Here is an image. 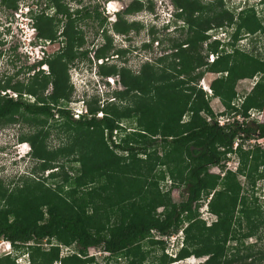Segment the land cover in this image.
<instances>
[{
	"label": "trees",
	"instance_id": "trees-1",
	"mask_svg": "<svg viewBox=\"0 0 264 264\" xmlns=\"http://www.w3.org/2000/svg\"><path fill=\"white\" fill-rule=\"evenodd\" d=\"M17 1L2 0V5L16 9ZM73 1L75 8L82 3ZM170 1L179 10L176 18L182 26L178 30L187 29L185 37L172 44L169 65L159 67L168 57L160 56L144 63L137 73L109 65L112 38L106 27L99 30L107 24V16H101L97 4L71 10L64 0H47L41 11L34 15L30 11L37 40L59 42L62 37L63 47L44 62L47 72L31 66L33 74L26 82L16 80L19 70L0 80V127L19 120L40 126L21 141L30 145L38 170L48 171L46 177H35L34 166L23 184L12 189L0 180V240L10 242L15 251L25 249L28 264H86L92 261L87 251L93 248L127 258L126 264H146L143 243L160 246L163 252L164 241L179 232L183 242L181 246L176 242L175 256L162 253L157 264L190 256L206 257L199 264H241L228 258L230 250L235 253L241 246L244 258L252 261L242 264H264V251L244 246L257 236L263 212L256 200L242 194L238 180L244 176L252 188L264 176V145L244 149L245 142L264 138V123L247 121L250 110L264 108V47L255 55L254 49L247 52L237 47L243 35L251 43L264 35V17L256 3L248 4L252 0L239 10L225 8L224 0ZM143 8L142 2L132 1L124 12L115 14L117 21L110 29L124 36L138 33L140 26L128 24L124 16ZM50 9L52 15L45 12ZM145 9L151 11V4ZM88 20L94 24L90 29L101 33L102 44L95 53L103 62L98 74L118 76L124 89L116 91V102L106 106L92 98L87 102L89 115L74 119L66 107L73 92L68 67L76 61L92 62L90 50L80 51L86 42L81 23L87 26ZM223 28L231 29L226 43L209 42L203 56L208 32ZM149 33L154 35L153 27ZM125 53L119 50L116 55ZM208 54L216 56L213 63L206 61ZM204 72L217 75L210 87L223 106L222 115H233V121L223 127L195 86ZM253 78L257 80L252 88L239 97L237 84ZM7 90L17 97L1 96ZM99 112L101 119L96 117ZM237 115L243 118L241 123ZM55 116L57 126L48 128L47 120ZM123 122L128 124L122 127ZM52 129L63 139L49 150L45 141ZM116 130L117 143L112 140ZM230 155L237 159L236 172L224 170ZM68 164L78 165L72 175L65 170ZM213 166L223 176L211 173ZM166 180L170 185L163 191L160 183ZM176 185L183 186L185 193L179 203L170 197V187ZM206 200L213 216L210 223L200 214ZM44 240L48 248L42 246ZM53 240L59 245L51 244ZM62 246L71 248L70 253L62 255ZM0 264H16L15 258L0 257Z\"/></svg>",
	"mask_w": 264,
	"mask_h": 264
},
{
	"label": "rangeland",
	"instance_id": "rangeland-1",
	"mask_svg": "<svg viewBox=\"0 0 264 264\" xmlns=\"http://www.w3.org/2000/svg\"><path fill=\"white\" fill-rule=\"evenodd\" d=\"M47 0H28L26 3H28V6L33 7L32 15H34L37 11H41L44 8V3ZM82 2V6H94L95 4L98 5L99 10L103 9V7L111 4L112 8H115L117 10L123 11L125 8H127L130 3L133 0H80ZM109 1L106 5V2ZM142 2L144 8L137 13H134L131 16L123 15L126 19V22L128 24H131L132 22L137 23L140 26V30L138 33L130 32L127 36H113V43L112 48L107 54L108 56H113L111 59L109 65H115L117 68L125 67L129 68L134 73H137L140 69V67L146 63L150 62L152 60H155L156 58H159L160 56H168L167 59L162 62L159 67H166V65L170 64V61H172L171 58H169L172 51V44L177 41L181 42L185 37L186 28L184 27L182 30L177 31H169L170 33H166L165 30H157L154 29V35H151L149 33V26L151 24L155 23L157 27L161 26L163 23H166V20H163L161 17H158L160 15L166 14L164 11L170 9V3L166 0H138ZM204 0L203 2H205ZM245 0H224L225 8L230 9L231 7L236 6H242L243 2ZM260 0H252L248 4L256 3V10L259 13L260 16L264 17V4L259 3ZM66 4H68L69 8L75 7V1L73 0H64ZM19 8H23L25 6L24 2H18ZM35 4H39L37 7H34ZM151 4V11L148 9H145V7ZM169 4V6H168ZM239 10V9H238ZM101 11V10H100ZM46 13H49L52 15L53 11L47 10ZM122 13V12H121ZM10 12L4 11L3 9H0V75L3 73H6L8 75L14 73L15 71L19 70V74L16 78V80H20L22 82L27 81V76L31 75L33 73V68L38 60L36 57V54H38L39 51V40L34 39V29L29 26L30 22V14L28 13L26 16H28V58H26V55L24 54L21 47V43L19 41L18 36H20L19 30L15 29L13 25H4L6 23V19L9 18ZM114 12L108 14V19H114ZM13 16V14H12ZM157 16V17H156ZM155 17V18H154ZM26 18V17H24ZM16 22L18 18L15 19ZM92 21V20H91ZM90 20L86 21L85 24L87 26H84L81 23V30L83 31L84 38L86 40L83 50L85 49H91L94 46H99L102 44V40L99 38V30L98 28L90 29V25H94L91 23ZM231 29L228 30L230 32ZM30 32V33H29ZM223 32V34L221 33ZM215 38H219L220 40H223V43H226V38H228V33L226 31H219V33L216 34ZM150 45L149 48H143V44L147 43ZM54 45V44H53ZM206 45H209V41H206L202 46V55L204 56L206 54ZM254 45V46H253ZM15 48V51H12V48ZM237 47L242 48V50H245L247 52H252L254 49V55L258 52L259 54L263 51L264 47V35L257 36V40L255 43H251L249 40V37L247 35H243L239 42H237ZM58 50L57 47H50L47 50L45 49L48 54H52ZM119 50H127L126 53L122 55H116L117 51ZM97 64L103 65V62H97ZM108 65V66H109ZM26 68H28V73L26 72ZM69 68V69H68ZM68 73L71 76V81L74 84L73 92L71 94V99L79 98V97H88L92 98L94 95V98H99L102 96V98H108V102L114 103L116 102L115 92L122 91L124 88L122 86H119V84L114 85L112 84L113 79L111 83L108 82L110 80L106 77H98L96 74L94 75V72L97 73L98 67L93 62L88 61H81L75 62L74 66L68 67ZM91 69V70H90ZM46 70V69H45ZM200 70H205L204 68H201ZM26 74V75H25ZM202 80H199L195 83L196 88H199V82H201V87L208 88V85L216 78L215 74H209L204 72ZM200 78V79H201ZM108 82V83H106ZM114 83V82H113ZM252 86V80H243L240 81L237 84L236 91L239 95V97L245 96L246 93L249 92ZM49 91V90H48ZM12 93V92H11ZM74 96V97H73ZM32 101L33 99L30 97L28 99ZM102 104V103H101ZM100 104V106H101ZM103 106H106L105 103ZM210 107L212 111L215 114H220V112H223V106L221 105L220 101L218 99H214L210 103ZM98 117V115H96ZM230 118L232 117L229 115ZM54 120H58V117H54L53 119L47 120V127L50 128L55 124ZM248 120H253L259 123H264V108L262 111L258 113H254L253 116ZM60 121V120H59ZM61 122V121H60ZM222 122V121H220ZM57 124V123H56ZM55 124V125H56ZM122 124L127 125V122H123ZM57 126V125H56ZM40 129V126L33 123H25L22 121H17L14 124H7L2 127H0V180L2 183L7 186V188L12 189L15 185H22L23 181L25 180L23 176H19V173L24 172L28 170V168H31L35 165L34 170L32 171L34 173L35 177H46L48 171H45L44 173H41L38 170L36 161L31 158L30 152L28 150L29 144H25L26 142L21 141V138H27L29 136H32L33 134L37 133V131ZM129 130V129H128ZM127 130V131H128ZM58 134V135H57ZM63 139V135L58 133L57 130L52 129L49 133V136L47 137L45 144L49 150L55 149L59 142H61ZM119 140V136L117 137V141ZM18 144V146H13ZM250 145H254L253 143L245 142L244 143V149L250 148ZM13 146V147H12ZM249 146V147H248ZM62 162H64L65 158L61 159ZM230 163H226L225 167L228 166L229 169L233 170L237 166V159L234 155L230 156V159L228 160ZM71 167V169L69 168ZM77 164H68L65 165V170L68 171L70 175L74 173V171L77 169ZM219 168L211 167L210 171L211 173L218 174L220 173ZM50 172V171H49ZM222 172V170H221ZM222 175V174H221ZM238 180L243 186V193L244 195H247L249 198H252V200H256L255 203L257 206H260V210L263 212L261 214L260 219L264 221V176L261 179H257L255 182V185L250 188V186L247 184V179L244 176H238ZM162 190L166 191L169 188L170 182L169 180L163 181L160 183ZM170 197L173 202L179 203L185 200V193L184 188L181 185L171 186L170 187ZM207 203V200L205 203H202L200 214L201 218H203L207 223H210L213 220V216L205 213V204ZM237 216V214H236ZM256 237H251L248 240L245 241L244 246H254L255 250H262L264 251V223L258 228L256 232ZM259 237V239L257 238ZM156 239H160L159 237H154ZM162 240V238L160 239ZM165 240V239H163ZM182 234L179 232L177 235H174L170 238H167L164 242V250L161 251L160 246L157 245H149L148 242L143 243V250L146 252V264H157L159 258L161 257L162 253L167 254L168 256H175V252L177 250L176 242L182 245ZM51 244H57L59 243L55 240L51 241ZM235 244L233 243L232 246ZM42 246L45 248H48V244L44 240L42 242ZM62 248V255L68 254L71 251V248ZM234 248V247H233ZM242 246L239 247L238 251L234 253L235 249H232L228 253V258L232 260V262H239V263H250V259H245L244 254L245 252L242 251ZM88 257L92 259L91 262H88L86 264H126L128 261L127 258H124L122 256H112L108 255L103 251L101 248H93L89 249L87 251ZM242 256V258H239ZM1 257V256H0ZM27 255L20 258L16 264H28L29 259H27ZM206 260V257L196 258L194 256H190L189 259H184L177 264H199ZM53 264H59L58 262ZM234 264V263H233Z\"/></svg>",
	"mask_w": 264,
	"mask_h": 264
},
{
	"label": "clouds",
	"instance_id": "clouds-1",
	"mask_svg": "<svg viewBox=\"0 0 264 264\" xmlns=\"http://www.w3.org/2000/svg\"><path fill=\"white\" fill-rule=\"evenodd\" d=\"M134 1V0H133ZM166 1H168L169 3H170V9L169 10H166V11H164L166 14H164V15H160V16H158V17H161L163 20H166V23H163L161 26H159V27H157L156 26V24L155 23H153V24H151V26H149V27H153V28H155V29H157V30H165L166 31V33H170L169 31H176V30H178L179 28H181V24H182V22L179 20V19H177L176 17H177V15H178V13H179V10H177L176 8H175V6L172 4V2L170 1V0H166ZM247 0H245L244 2H243V4L246 2ZM248 1H250V0H248ZM249 3V2H248ZM168 6H169V4H168ZM236 8H241V6L239 7V6H237ZM126 9V8H125ZM140 12V11H139ZM137 13V12H136ZM134 14V13H133ZM132 14V15H133ZM114 15V19H111V18H109V19H107V24L109 25V27L107 28L108 29V31H107V33H108V35L109 36H111V38H112V43H113V36L114 35H117V36H119L118 34H115L111 29H110V27H111V24L112 23H114V22H116V16H115V13L113 14ZM127 16H131V15H127ZM157 17V16H156ZM155 18V17H154ZM148 27V28H149ZM228 30L229 29H217V31H209L208 32V34H209V37H210V39H209V42H212V41H220V42H223V40H220L219 38L217 39V38H215V36H216V34L217 33H219V31H226L227 33H228ZM132 32H134V31H132ZM136 33V32H135ZM222 34H223V32H221ZM121 36V35H120ZM100 40H102V39H100ZM228 40V38H226V40H224V41H227ZM43 42V43H45V45L46 46H50V45H53V44H55V42H51V40H39V42ZM46 42H49V44H47ZM145 44H148V42L147 43H145ZM59 47H60V45H59ZM127 51V50H126ZM210 55H213V54H208V56H207V58H206V61L208 62V63H213L214 62V60H215V58H216V56H214L215 58H214V60H212V61H210ZM48 70V69H47ZM91 70V69H90ZM47 72V71H46ZM96 74V76H98V77H101L98 73H96V72H94V75ZM217 76V75H216ZM70 77V83L72 84V86H73V88H74V84L72 83V81H71V76H69ZM102 78V77H101ZM114 79H115V77H113ZM203 78H201V79H199V80H202ZM198 80V81H199ZM256 80H257V78H253L252 79V86L254 85V83L256 82ZM120 82V80H119V78H118V80H116V82ZM117 82V83H118ZM201 82L202 81H200L199 82V90H201L203 93H204V96H205V99H207V100H209V105H210V103H211V101L212 100H214V99H217V98H213V96H212V90H211V87H210V85H208V88L206 89V88H204V87H201ZM106 83H108V82H106ZM252 86H251V88H252ZM10 97H12V98H16L17 97V95L15 94V93H10ZM74 97V96H73ZM92 98H94V95L92 96ZM92 98L90 99V98H88L87 96L86 97H84V96H82V97H77V98H75V99H70V101L66 104V107H67V109H68V111L71 113V115H72V117L74 118V119H79L80 117H82V116H87V115H89L88 114V110H87V102L88 101H90V100H92ZM98 100H99V103H102L101 105H103L104 103H106V102H108L109 100H108V98H102V96H100L99 98H98ZM241 100V99H240ZM223 112H224V110H223ZM223 112H220V114H215L214 112H213V114H214V120L218 123V125L219 126H224V125H226L228 122H232L233 121V115H231L232 117L230 118V116H228V115H222V113ZM254 113H258L257 111H254V110H250L249 112H248V118L247 119H249V118H251L252 116H253V114ZM96 115H98V117L97 118H99V119H101L102 117H103V113L102 112H99V113H97ZM209 119H211V117L209 118ZM208 119V120H209ZM235 119L238 121V122H242V120H243V118L240 116V115H237L236 117H235ZM220 121H222L223 122V124H220ZM249 121V120H248ZM250 121H253V120H250ZM256 122V121H255ZM257 123H259V122H257ZM120 126H122V127H124L125 125L124 124H119ZM118 132H117V130L116 131H114L113 132V137H112V140L115 142V143H117L118 141H117V134ZM259 140H263L264 141V138H261V139H256V140H250V142L251 143H253V144H256V145H258V146H263L264 145V142H263V144H260V143H258V141ZM237 143H238V141H235V143H234V145H233V149H236V147H237ZM26 145L28 144L27 142L25 143ZM13 146H14V144H13ZM12 146V147H13ZM16 146H18V144H16L14 147H16ZM28 151L30 152L31 151V148H30V145H29V147H28V150H27V153H28ZM31 156V155H30ZM231 156V155H230ZM229 159H230V157H229ZM228 159V160H229ZM226 161V163H230L229 161ZM225 163V164H226ZM238 165V164H237ZM35 166V165H34ZM34 166L33 167H31V168H28V170H26V171H24V172H21V173H19V176H28L29 174H30V172H31V170L34 168ZM213 167H215V166H213ZM216 168H218V167H216ZM236 168H237V166L233 169V170H231V169H229L228 168V166H226L225 167V171L226 170H229V171H232V172H236ZM211 172V171H210ZM218 174H220V176H223V174H224V172L222 171L221 172V170H220V173H218ZM222 174V175H221ZM208 201V200H207ZM207 204H208V202L205 204V213H208L209 214V212H208V208H207ZM201 209V208H200ZM181 246V245H180ZM105 252V251H104ZM105 253H107V252H105ZM108 255H110L109 253H107ZM25 255H27L28 256V253H26V250L25 249H22V250H20V251H15L14 249H13V247H12V245H11V243L10 242H8V241H5V240H0V256L1 257H3V256H11V257H14L15 258V262H17L20 258H22V257H24ZM27 259H29V257H27ZM189 259V258H188ZM178 262H180V261H177V262H174V263H172V264H177ZM29 263V262H28Z\"/></svg>",
	"mask_w": 264,
	"mask_h": 264
},
{
	"label": "flooded vegetation",
	"instance_id": "flooded-vegetation-1",
	"mask_svg": "<svg viewBox=\"0 0 264 264\" xmlns=\"http://www.w3.org/2000/svg\"><path fill=\"white\" fill-rule=\"evenodd\" d=\"M21 1L25 3V6L23 8H19L20 4L18 2H21ZM26 1H28V0H19V1L16 2L17 3V8L16 9H8V8H6L5 5H2V0H0V9H3L4 11H7V12L11 13V14H9L10 16H8L9 18L6 19V21H5L6 23H4V25L11 24V25H13V27L15 29L19 30L20 36H18V38H19V41H20L21 46H22L21 48L24 49L23 52L26 55V58H28V50H26V48H28V16H26V15L28 13L30 14V11L33 10V7L30 8V6H28V3H26ZM108 3H110V2L107 1L106 5ZM81 6H82V3L78 7L80 8ZM34 7H37V5H34ZM78 7L76 6V8H78ZM76 8L75 7L71 8V10H74ZM103 9L104 10L100 9L101 10V16H104V17L107 16V19H108V14L109 13L114 12L115 14H117V13H120V12H124V10H125L124 9L123 11H121L122 9L121 10H117L115 8H112L111 4L103 7ZM12 14H13V16H12ZM24 17H26V18H24ZM16 18H18L17 22L15 20ZM116 21H117V18H116ZM33 23L34 22L31 20V14H30L29 26L32 27V28H33ZM105 27L108 28L109 25L108 24L103 25V27L100 29V32H102ZM121 36H124V35H121ZM99 38H101V35H99ZM34 39L37 41V37L36 36L34 37ZM59 39H60L59 42L56 41L55 44H54V45H60V47H58V50L63 47V43H62L63 39H62V37H60ZM40 43H43V42L41 41ZM100 46L101 45L94 46V48L92 47L91 49H89L90 50V52H89L90 59H91L92 63L94 62L97 67H98L97 62H99V61L102 62V60L96 59V57H95V53L98 51ZM47 47L48 46H46L44 44H39V51H38V54H36V57L38 58V60L36 61V63L33 64V65H35V70L36 71H39V70L45 71V72L48 71V70L44 69V62L46 60H48L49 58H51L53 55H55L56 52L58 51V50H56L52 54H48L46 51H44L45 48H47ZM82 50H83V47L80 48V51H82ZM111 58H113V56H111ZM106 62H109L108 58H106ZM25 70L28 73V68H26ZM97 73H98V71H97ZM7 76H9V75L6 74V73H3L2 75H0V80L1 79L5 80L7 78ZM106 78L113 79L114 83L112 82L111 79L108 80L109 83L112 82V84H114V85L119 84V86H121L120 82H118V81H117L118 83L116 82V80H118V78H119L118 76H116L115 79L113 77H111V76L106 77ZM10 93H11V91L7 90L5 93L1 92V96L10 97Z\"/></svg>",
	"mask_w": 264,
	"mask_h": 264
},
{
	"label": "built area",
	"instance_id": "built-area-1",
	"mask_svg": "<svg viewBox=\"0 0 264 264\" xmlns=\"http://www.w3.org/2000/svg\"><path fill=\"white\" fill-rule=\"evenodd\" d=\"M46 43L49 44V42H46ZM209 57H210V61L214 60V58H215L213 55H210ZM220 124H223V122H220ZM263 142H264L263 140L258 141V143H260V144H263Z\"/></svg>",
	"mask_w": 264,
	"mask_h": 264
},
{
	"label": "water",
	"instance_id": "water-1",
	"mask_svg": "<svg viewBox=\"0 0 264 264\" xmlns=\"http://www.w3.org/2000/svg\"><path fill=\"white\" fill-rule=\"evenodd\" d=\"M33 36L35 37L36 36V33L34 32V34H33ZM52 46H54V47H59V45H50V46H48L47 48H45L46 50L48 49V48H50V47H52ZM44 69H46L47 70V67L46 66H44Z\"/></svg>",
	"mask_w": 264,
	"mask_h": 264
}]
</instances>
